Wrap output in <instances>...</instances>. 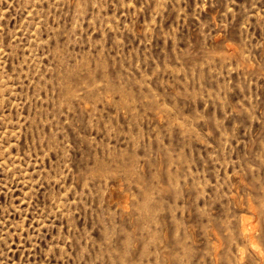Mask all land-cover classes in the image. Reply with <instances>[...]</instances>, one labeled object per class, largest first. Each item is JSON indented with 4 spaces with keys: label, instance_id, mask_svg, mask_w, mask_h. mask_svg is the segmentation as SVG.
I'll return each instance as SVG.
<instances>
[{
    "label": "rangeland",
    "instance_id": "374dc122",
    "mask_svg": "<svg viewBox=\"0 0 264 264\" xmlns=\"http://www.w3.org/2000/svg\"><path fill=\"white\" fill-rule=\"evenodd\" d=\"M0 264H264V0H0Z\"/></svg>",
    "mask_w": 264,
    "mask_h": 264
}]
</instances>
